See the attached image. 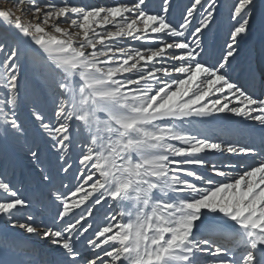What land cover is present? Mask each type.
Returning a JSON list of instances; mask_svg holds the SVG:
<instances>
[{
  "label": "snow or ice",
  "instance_id": "1",
  "mask_svg": "<svg viewBox=\"0 0 264 264\" xmlns=\"http://www.w3.org/2000/svg\"><path fill=\"white\" fill-rule=\"evenodd\" d=\"M12 4L21 15L0 8V167L26 164L31 187L0 179V264H264V92L232 75L257 22L264 33V0H233L215 63L203 37L220 0H190L178 25L172 0ZM246 71L264 90V65ZM221 115L239 120L195 127Z\"/></svg>",
  "mask_w": 264,
  "mask_h": 264
},
{
  "label": "rangeland",
  "instance_id": "2",
  "mask_svg": "<svg viewBox=\"0 0 264 264\" xmlns=\"http://www.w3.org/2000/svg\"><path fill=\"white\" fill-rule=\"evenodd\" d=\"M57 2H59V0H57ZM69 2L79 5L111 6L113 4L121 3V2L131 3V2H135V0H69ZM259 2L260 0H258V4ZM146 3L150 11H158L162 3V0H146ZM232 3L233 0H220V4L222 5V7L219 8V12L216 15L215 22L211 26V29L209 31H206V34L203 37L204 47L206 51V54L203 56L204 60L210 57L215 46H217L218 48L226 47V41L228 40L229 31L233 24V22L230 20V8ZM172 4L173 7L171 9L169 19L174 25H178V23L181 21V14L185 9V7L190 4V0H172ZM25 7H27V5H25ZM0 8H12L13 12L16 15H21V13L13 7L12 0H9L8 3H5V0H0ZM31 18L32 15L30 12L28 13L27 16L23 17L25 21L30 20ZM257 24L258 22L256 23V25ZM255 26L252 28L250 35H248V37L241 44L240 55L236 61H233V66L235 71L232 74H236L237 72L244 74L249 64L257 68L258 63L260 62L263 63L264 52L261 53L259 49L261 48L264 51V42L257 40L258 37L255 33L256 31L253 32ZM3 31H7V30L0 27V32ZM9 34L11 35L12 33L9 32ZM138 43H136L137 47L139 46ZM129 44L133 46V44H131V41H129ZM24 76L26 80L30 83L34 76L33 69L31 67H28L24 73ZM257 76L258 75H256L255 80L249 81L254 84L251 85L250 92L254 89V87H261L260 80H258ZM242 81H244L243 78H238L239 84H241ZM23 83L24 81L22 80V84ZM22 118L24 119L28 118L27 109H25L22 112ZM206 124H204L203 126H205ZM196 125L198 124H195V127ZM74 155L75 156L79 155V147L77 148L76 153ZM72 163H73V170L69 173L70 178L67 180L65 178L63 181V183L67 184L69 188H74L75 184L78 183V181L76 180V176L78 174L77 173L78 160H73ZM27 173H28L27 165L23 163L16 166H8L6 169L4 167H0V179H5L6 181H9L19 190L20 194L24 196H27L29 194V189L31 187V184L28 182L27 179H25ZM57 187L61 192H67V189H65L62 185H60L59 182H57ZM4 198H6L5 194L0 192V199H4ZM49 208H51V205L49 206ZM100 214L99 216H101ZM99 219H103V216L101 218L99 217Z\"/></svg>",
  "mask_w": 264,
  "mask_h": 264
},
{
  "label": "bare ground",
  "instance_id": "3",
  "mask_svg": "<svg viewBox=\"0 0 264 264\" xmlns=\"http://www.w3.org/2000/svg\"><path fill=\"white\" fill-rule=\"evenodd\" d=\"M253 32L256 33V35L258 37L257 40L264 42V33H262V31H261V28L259 26V23L255 26V29L253 30ZM136 43H138V42L131 41V44H133V46H136ZM138 45L140 46V43H138ZM224 49H225V47L224 48H218L217 46H215L213 52L210 55V57L209 58H206L204 61L207 62V63H215L216 60L221 56V53H222V51ZM259 51L261 53L264 52L261 48L259 49ZM207 54H208V52H207ZM262 65H264V57H263V63H261V62L258 63L257 69H259ZM232 75H233V78L237 82H238V78H243L244 81H242L241 86L247 88L248 91L250 92V87H251V85L253 83L252 82H249V81H252V79L249 78V76L247 74V71L244 74H241V73H238L237 72L236 74H232ZM257 75H258L257 76L258 77V80H260L259 71H257ZM263 91L264 90H262L261 87H254V89L251 91V93L253 95H255V96H260ZM238 120H239V118H225L223 115H221L218 119L208 122L205 126L198 124V125H196V127L197 128H207V129H209V131L211 133V132H216L218 129H221V128H225V129L226 128H229L233 124L234 121H238ZM239 126L241 128H244L247 125L246 124H240ZM208 159L213 160V161H220V160H224V159H232V160H234L235 158L234 157H231V156H221V155H218L217 154V155H211V156H209ZM69 178H70V174H67L66 180L69 179ZM44 211H45V215L51 216V215H54L55 214L56 208L54 206H51V208L48 207ZM99 214L101 216H99ZM102 216H104V209H101V211L97 215V220H96V223L97 224L103 222V219H99V217L101 218Z\"/></svg>",
  "mask_w": 264,
  "mask_h": 264
}]
</instances>
